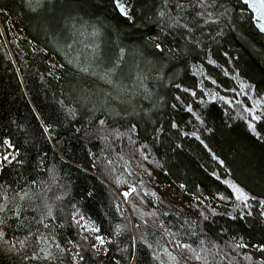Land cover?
<instances>
[{"label":"trees","instance_id":"trees-1","mask_svg":"<svg viewBox=\"0 0 264 264\" xmlns=\"http://www.w3.org/2000/svg\"><path fill=\"white\" fill-rule=\"evenodd\" d=\"M122 1L131 19L115 0H0L12 46L0 31V160L10 157L0 193L29 194L23 223L2 226L0 264H264V36L253 15L244 0ZM88 26L114 49L102 81L140 47L157 68L137 74L126 98L101 97L96 73L73 63L70 34ZM41 234L55 259L31 258Z\"/></svg>","mask_w":264,"mask_h":264},{"label":"rangeland","instance_id":"rangeland-1","mask_svg":"<svg viewBox=\"0 0 264 264\" xmlns=\"http://www.w3.org/2000/svg\"><path fill=\"white\" fill-rule=\"evenodd\" d=\"M33 1V0H32ZM66 7H64L63 10H65ZM62 15V12L58 11V18H60V16ZM43 20V17L41 19H39L38 17L34 19V21L36 23L41 22ZM59 20L55 19L52 20L50 24H52L51 26L54 27V24L58 23ZM77 28V27H76ZM81 29V27H80ZM79 29V30H80ZM73 31V29H72ZM82 32H84V34L80 37L78 36L79 34H70V39L73 40V46L74 48H72V50L74 51V56H72L73 58V63H76L77 65H79V63H81L78 68L82 69L83 72L87 74H91V73H96V76H98L100 78L99 75L104 74L103 70H110L111 68H114L113 65L114 64V59H113V55H114V49L111 48L110 44L108 45L106 40L104 39H99L98 38V29L96 26H88L85 27V29H81ZM98 35V36H97ZM70 40V41H71ZM104 41V44L100 45L99 42ZM106 42V45H105ZM101 49V56L97 59H95L93 57V55L91 56V54L93 53L92 51H100ZM71 50V51H72ZM139 50H141L142 52V57L140 58L138 56V53L140 54V52H137L134 55L129 56L126 59V65L124 64L123 68L122 65L120 66L121 69L118 70V73L116 74V76L114 77V79L111 81V83L109 82L108 78H104L105 81H102L101 78H96V80H98L101 85H103L101 87V89L99 87L95 88V91L97 94L100 93V96L106 93H108L112 88L114 89V92H111V96H117L120 95L122 93V95L120 97L123 98V96L126 98L127 97V92L132 88L135 89L136 86H131L130 84L134 82V79L136 77L137 74L141 73V72H145L147 70H152L154 71L155 68L154 64L149 62V59L147 56H149L145 51H143V48L140 47ZM135 51V50H133ZM145 52V53H144ZM90 53V54H89ZM77 54H80L79 56H77ZM146 54V55H144ZM111 59H113V61H111ZM121 61V60H119ZM118 60H116L115 62L118 64L119 63ZM103 72V73H102ZM113 73V71L108 72ZM108 73L106 75H108ZM111 74L109 75V77L111 78ZM101 80V81H100ZM107 83H110L107 84ZM79 85V86H78ZM76 87V91L75 94L78 96H80V91L82 89V84H78ZM99 86V85H98ZM82 95V94H81ZM85 97L86 94L84 95ZM102 97V96H101ZM109 103V102H107ZM130 109V108H129ZM153 185H155L156 191L162 195H164L165 197L174 200L176 202H179L180 198L179 196L176 194V192L174 191V189L168 185L163 184L160 180H157L156 182L153 183ZM127 190L125 192H129L131 191ZM123 202H126V198L125 200H123ZM133 223V222H132ZM83 225H87V223L83 222ZM134 224V223H133ZM89 242L91 244V246L98 252H105V248L103 245L100 244L99 240L96 239V236L93 237H89ZM254 249H260L259 247H254Z\"/></svg>","mask_w":264,"mask_h":264},{"label":"snow or ice","instance_id":"snow-or-ice-1","mask_svg":"<svg viewBox=\"0 0 264 264\" xmlns=\"http://www.w3.org/2000/svg\"><path fill=\"white\" fill-rule=\"evenodd\" d=\"M244 3L246 5H249L251 8H253L255 10V12L258 14L257 15V20L258 21H264V0H244ZM115 6L116 8L119 10V12L121 13L122 16H124L127 19H131L132 17L130 16L129 10L126 7V5L122 2V0H115ZM177 7H180V5H177ZM165 15V13L162 11L160 12V16L163 17ZM179 23V20H173L172 24L176 25ZM186 27V26H185ZM259 27L262 31H264V22L259 24ZM156 40H159L160 37H156ZM155 47L157 49H161L163 50V45L161 43H155ZM214 63V62H213ZM179 87V86H178ZM185 91H187V89H185ZM193 95H195V93H193ZM177 99L179 100L180 98L177 97ZM189 112H192L191 107H188L187 109ZM254 112V109L251 110ZM198 120H201V123H203V120L201 119L200 116L196 117ZM253 119L254 120H259L261 119L260 116L257 115H253ZM103 123V122H101ZM177 125L173 124V127H176ZM249 128L255 133L256 131V126L252 123H249ZM187 135V133H186ZM193 136L196 135V133H192ZM198 138V137H197ZM6 143H8L9 147H12V144L10 141H7ZM10 157L8 155H4L2 157V160H0V167H2L3 161H9ZM12 159H14V157H12ZM234 191V193L236 194V199L240 200L244 203H247V201L250 199L249 194L239 185L236 184H231L230 185ZM3 188V185H0V189ZM0 195H2V199H3V203H0V213H5V215H0V238H3L5 236V232L3 230L2 226H6L8 225V221L10 219H16L17 221H19V224H22L23 221L21 219V209L23 208V201L24 199L29 195L27 191H24L22 193H16L15 195L10 196L7 192V189L3 190V193H0ZM125 196L128 195V193H124ZM17 196H19V202H17ZM224 198V197H221ZM9 204H12L13 207L10 209L8 207ZM261 206L264 207V201L261 202ZM12 212L13 215L9 216L7 215V213ZM47 215L48 216H52V211L51 208L48 209L47 211ZM40 223H43V220L40 221ZM19 224L17 226H19ZM44 227L47 228L48 225L44 224ZM92 231H96L98 232L99 229L98 228H92ZM97 240H99L100 244L103 245L104 244V239L101 236H97L96 237ZM28 240V237H25L24 240H21L20 243V247L21 249L27 247L28 245L26 244V241ZM41 245H45V246H41ZM47 245V238L44 237L42 234L40 235V240L38 241V243L33 247V254H32V259H55V257L53 256V253L46 247ZM14 247V246H13ZM57 247H59V245H57ZM184 247L191 249V245H184ZM259 247L261 248V250H264V244L259 245ZM36 248H39V251H36ZM193 252H195L194 249H192ZM40 253H44L43 257L40 256ZM170 258L175 260V257H171ZM202 257L197 255L196 259H201Z\"/></svg>","mask_w":264,"mask_h":264},{"label":"bare ground","instance_id":"bare-ground-1","mask_svg":"<svg viewBox=\"0 0 264 264\" xmlns=\"http://www.w3.org/2000/svg\"><path fill=\"white\" fill-rule=\"evenodd\" d=\"M247 6V5H246ZM249 11V10H248ZM250 12V11H249ZM251 13V12H250ZM252 14V13H251ZM253 15V14H252ZM253 18H254V15H253ZM254 22L256 23V21L254 20ZM255 25V24H254ZM255 28H256V26H255ZM256 30L258 31V29L256 28ZM0 31H1V33H2V35H3V37H4V39H5V41H6V46H7V48H8V50H10L11 51V53H12V46H11V44H10V42H8V39H7V37H6V34H5V32H4V28H3V26H2V24H1V22H0ZM263 36V35H262ZM13 55V54H12ZM15 67H16V69L18 70V66L15 64ZM132 189V188H131ZM130 190V189H129ZM123 193V194H122ZM121 194H119V197L121 198V200L123 201V200H125V198H126V196L124 195V193H125V191L124 192H122Z\"/></svg>","mask_w":264,"mask_h":264},{"label":"water","instance_id":"water-1","mask_svg":"<svg viewBox=\"0 0 264 264\" xmlns=\"http://www.w3.org/2000/svg\"><path fill=\"white\" fill-rule=\"evenodd\" d=\"M123 2V1H122ZM124 3V2H123ZM125 5H126V7H127V4L126 3H124ZM247 8H248V10L254 15V20L256 21V23H255V26H256V28L258 29V32L261 34V35H263L264 36V31H262L261 29H260V27H259V24L260 23H262V22H264V21H258L257 20V13L255 12V10L253 9V8H251L249 5H247ZM117 11H118V13L121 15V13L119 12V10L117 9ZM122 16V15H121ZM122 17H124V16H122ZM123 194V193H122Z\"/></svg>","mask_w":264,"mask_h":264}]
</instances>
